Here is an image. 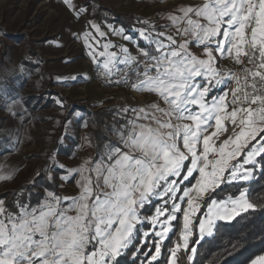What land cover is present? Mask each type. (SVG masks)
<instances>
[{
  "label": "snow or ice",
  "instance_id": "obj_1",
  "mask_svg": "<svg viewBox=\"0 0 264 264\" xmlns=\"http://www.w3.org/2000/svg\"><path fill=\"white\" fill-rule=\"evenodd\" d=\"M65 3L75 7L71 0ZM177 11L167 15L165 27L191 39L178 42L144 20L147 27L135 30L145 43L138 56L124 46L111 51L110 42L104 51L90 53L106 83L158 99L121 108V114L133 116L119 128L113 125L118 141L104 143L97 159L67 169L55 162L66 171L62 180H75L76 195L45 190L43 200L31 204L21 199L22 189L12 202L15 211L0 199V264H119L130 246L143 256L141 264H153L177 231L179 238L166 248L167 264H178L182 251L192 264L201 241L214 237L217 221L231 222L256 209L247 188L219 201L211 193L231 182H250L257 167L264 170V0H203ZM90 27L106 35L99 24ZM113 31L136 39L123 28ZM84 37L86 43L95 40L91 33ZM193 42L203 48V57L190 50ZM225 59L240 67L218 66ZM214 89L221 94L209 100ZM225 122L232 133L220 141L228 131ZM12 178L0 174V181ZM155 198L161 202L154 204ZM148 205L154 213L143 216ZM146 222L150 230L142 232ZM250 264H264V254Z\"/></svg>",
  "mask_w": 264,
  "mask_h": 264
},
{
  "label": "rangeland",
  "instance_id": "obj_2",
  "mask_svg": "<svg viewBox=\"0 0 264 264\" xmlns=\"http://www.w3.org/2000/svg\"><path fill=\"white\" fill-rule=\"evenodd\" d=\"M202 3L203 1L199 2V5ZM80 4L81 9H87V11H84L81 14H86L88 19H92V16L97 12L104 18L109 19L106 20L109 21V24L106 23L105 25H102V23L98 21L96 22V24L100 25L101 30L106 33V35L103 37H101L99 33H95V37L101 40H99V43L101 44L102 48L105 43L110 42L113 48L117 47L119 50L120 46H124L127 47L132 54L135 53L138 50V44H144V42L139 39L138 34L135 31L136 29L147 27V25L144 24V26L143 23H141V21L144 20H148L151 24H154L156 31L166 32L168 35H173L177 41H179L180 37H182L176 34V29L174 27L165 26L170 24V21L167 19V15L169 13L179 15L180 13L177 10L186 6L183 3L178 4L172 2L171 0H80ZM116 15L121 17L118 18ZM81 18L83 17L81 16ZM67 19L68 16L66 20ZM120 19L122 20L120 21ZM116 21L120 22L116 24L114 23ZM110 25L112 27H109ZM160 25H164L163 30L158 27ZM18 26L19 24L17 23L11 28V31H17ZM119 26H121L125 31H129L130 36L136 38L132 41V44L128 40L118 44V38L120 35L115 34L113 28L118 29L117 27ZM75 27L76 26L74 25L73 28ZM64 40L67 42V45L64 48L67 53H74L77 48H79L78 43L73 41L72 37L65 36ZM9 42L11 46V53L10 57L5 61L8 66H2L3 68L0 67V146L6 148V150H0L7 151L6 153L0 154V174H11L13 178L11 180L0 181V199H3L5 203H9L10 198L8 195H6L8 192L13 193L14 195L15 193L20 192L22 189L24 190L28 186H32L33 183H36L37 185V187L34 188V191L41 192V196H38L37 199L31 204H36L40 200H43L45 190L55 191L57 194L64 196L76 195L79 192V188L77 187L75 180H62L61 177L66 175V171L56 166L55 162L65 165V168L67 169L78 167L86 158L91 157L93 160L97 159L98 152L103 150L104 141L99 143L97 138H95L96 125L93 118L94 111L97 110L103 114L107 113L109 109L113 108V106H120L119 108L111 110L112 119L110 122L111 127L108 132L109 141H106L117 142L118 137L113 131V125L119 128L126 122V119L132 118L133 116V113L131 112L121 114L120 109L125 105L136 107L135 103L137 101L135 100L136 98L140 99V96L134 95L133 93H120L114 90L109 91L102 89L93 78L96 90H98L100 94L102 93V98L108 100V103L111 105H109L110 107H106L107 105H105V107L99 108L96 107L97 104L92 105L87 103L82 105L85 106L83 109L80 104L85 102L81 101L84 100V98L80 100V104L73 105L70 103V99L72 101L79 100H73V97H70V99L65 98L63 92L68 95V92H66L68 89H63L62 92L60 91L62 90L61 87L51 86L54 77H48L47 83L42 80V82L38 81L39 83L37 82L36 85L35 80H37L38 77H30L28 80L26 79V81L20 87L21 82L17 80L23 77V72L18 71L24 70L22 57L24 55L25 42H23L21 45H17L13 40H10ZM94 45H97L95 41ZM5 46H7L6 43ZM196 47V49L190 50L194 54L198 55V53L200 54L201 52L199 51L197 45ZM3 55V52L0 50V57ZM61 57L62 56L56 57L57 65H54L55 62H52L49 64V68L57 67L56 70H60L62 66H64L62 65ZM1 59H3V57ZM98 60H103V57ZM82 63L91 68L86 59H83ZM70 64L71 63L68 65ZM72 64V66H76L79 64V62L74 61ZM13 72H16V74L13 75ZM10 75L12 80L9 79ZM28 75L29 74L26 73V76ZM84 75L86 78H89L90 76L89 72L87 71ZM5 77L7 78V83H3V79ZM34 85L37 86L36 89ZM41 86L43 87L41 88ZM79 87L80 89L82 88V90L86 89V85ZM72 90H76V88ZM109 92H113V94ZM81 93L84 94V92ZM36 94H45L47 95L46 99H51L53 101L49 105H45L46 100L44 102L41 101V103H39L41 105L37 104L34 106V110H32L33 106L30 107L29 105H26L27 98H30ZM214 95H219V91L214 89L209 93L208 99L210 100ZM94 98L96 100H100V97L95 92V90ZM86 99H88V97H86L85 100ZM114 102H118V105H112ZM66 104L69 107H64ZM78 120H80L79 123ZM85 123H87V127H85ZM225 123L226 127H228V131L224 132L220 136V141L226 139L232 133V127L228 124V122ZM61 124H63V126H61ZM213 130L209 131L211 132ZM65 140H67L66 144L61 145L62 147H56V142L63 143ZM88 140L91 141L90 144L88 143ZM220 141H218V143ZM67 146L70 147L69 153L65 152ZM258 158L259 157H257V160ZM241 159H243V157H241ZM40 169L43 171L45 170L44 172H46V177H44L42 180H37L39 176H42L39 175ZM49 176H51V179H49ZM76 178L78 179L79 177L77 176ZM241 182L248 183L244 181H236L222 185L220 189H217L214 193H211L212 198L218 201L227 197L235 198L239 194L233 195L234 191L239 188L236 187L235 184ZM245 188L247 187L242 188V190ZM32 196L29 197V201H32ZM165 199L167 198L165 197ZM159 202H161L159 198L154 199V204ZM206 202H208L207 195L204 197L201 212L206 211V208L204 207V203ZM153 213V205H148L146 206L145 210H142L143 216H151ZM163 219L164 217H161V220ZM193 219V239L195 240L197 239L196 223L200 219V214L198 213ZM219 222L221 221H217L216 224ZM175 223L176 222H173L174 225ZM148 230H150V225L146 222L141 228V231L143 232ZM169 236L172 241H176L179 238V232L177 231L176 235L174 236L170 233ZM149 239L154 243V237H150ZM170 239H166L164 242L169 241ZM137 246L141 249L143 244H137ZM182 258H186V253L183 251L179 254L178 264H182Z\"/></svg>",
  "mask_w": 264,
  "mask_h": 264
},
{
  "label": "crops",
  "instance_id": "obj_3",
  "mask_svg": "<svg viewBox=\"0 0 264 264\" xmlns=\"http://www.w3.org/2000/svg\"><path fill=\"white\" fill-rule=\"evenodd\" d=\"M171 1L178 4L183 3L186 6L189 5L196 6L199 5V2L203 0H171ZM71 5H74L75 7H72L68 3H65V0H0V42H3L4 45L5 43L7 44V46L1 45L0 47V50L4 54L2 56L3 59H1L2 57H0L1 60L0 67L8 66L5 61L7 58L10 57V53H11V46L9 41L13 40L14 43H16L17 45H21L23 42H25L24 55L22 57L24 70L18 71V72H23L22 73L23 77L17 80L21 82L20 87L21 85H23L26 79L28 80V78L30 77L31 78L34 76L38 77L37 80H35V85L38 81L40 82L41 80L47 83L48 77H54L51 86L61 87L62 90L60 91L62 92L63 89L65 90L68 89L66 91L68 92V95H66L65 92H63L64 97L69 99L70 97H73V100H79V101H72L70 99V103H72L73 105L80 104L79 103L80 100L84 98V100L81 101H85L86 103L82 102V104H80L81 107H85L82 105L87 103H90L92 105L97 104L96 107L99 108L105 107V105H107L106 107H109V105H111L108 103L109 101L102 98L101 96L102 93L100 94V92L96 90L93 81L92 68L82 63L83 59H89L94 64L97 65V63L92 60L90 53L92 51H95L97 53H99L100 51H104V48L101 47L100 43H97L96 46L94 45V41L96 43V41H99L100 39L99 38L97 39L95 37L96 32L94 29L90 27V24L96 23L98 21L102 23V25H105L106 23L109 24V22H107L106 20L99 21L96 18L88 19L86 14L80 13L78 15L77 12L81 9L80 0H71ZM67 16L68 19L66 20ZM81 16L83 18H81ZM17 23L19 24L17 31L12 32L11 28L14 27ZM74 25L76 26L75 28H73ZM158 27L161 30L164 29V25H160ZM117 28H122V27L119 26ZM86 32L91 33V35L95 37V40L90 39L88 43H86L84 37V33ZM124 35H130L129 31H125ZM65 36L72 37V40L78 43L79 48H77V50L74 53H67V51L64 50L65 46L67 45V42L64 40ZM181 39H191V37H180L179 41ZM125 40L126 39H124L123 36L120 35L118 38L119 41L118 44H121ZM130 42L131 44L133 43L132 41ZM89 43L93 45L92 48H89L88 46ZM143 47H145V43L138 44V50L135 53H133V55L138 56L139 48H143ZM189 48L196 49L197 47L195 42L191 43L189 45ZM198 49L201 53L200 54L198 53L197 56L203 57V48L198 47ZM110 50L119 52L117 47L116 48L111 47ZM59 56H62L61 62L62 65L64 66H62L60 70H56L57 67L49 68V64H51L52 62H55L54 65H57L56 57ZM101 58L102 57L97 56V59H101ZM74 61L79 62V64L76 66H72L73 65L72 62ZM220 62L221 61H218V66H220ZM69 63L71 64L68 65ZM86 71L89 72L90 74L89 78H86L84 75ZM56 72H60V73H56ZM26 73L29 75L26 76ZM15 74L16 72H13V75ZM11 75L9 79L12 80ZM6 80L7 78L5 77L3 79V83H7ZM83 85L84 86L86 85L85 90H82V88L80 89L79 87ZM42 87L43 86H41V88ZM36 88L37 86H35V89ZM74 88H76V90H72ZM94 90L99 95L100 100H96L94 98ZM216 91L219 90L216 89ZM81 92H84V94ZM132 93L134 95L140 96V99L136 98L135 100L137 101L135 103L136 106H145L153 102H156L158 99L156 96L150 95L148 93L136 92L135 90H133ZM219 94H221L220 91ZM86 97H88V99L85 100ZM43 100L42 102H44ZM113 104L118 105V102H114L112 103V105ZM161 106H163L162 102H161Z\"/></svg>",
  "mask_w": 264,
  "mask_h": 264
},
{
  "label": "trees",
  "instance_id": "obj_4",
  "mask_svg": "<svg viewBox=\"0 0 264 264\" xmlns=\"http://www.w3.org/2000/svg\"><path fill=\"white\" fill-rule=\"evenodd\" d=\"M118 16L119 15H116V17ZM92 17L98 19L99 21L109 20L98 14V12ZM121 20L122 19H120V21ZM120 21H116L114 23L117 24ZM1 45L5 46L3 42H0V47ZM46 96L47 95L45 94H39L31 96L30 98L28 97L26 105H29L30 107L33 106L32 110H34V106L41 103L43 99V101L46 100L45 105H49L53 100L46 99ZM64 107L69 106L66 104ZM119 107L120 106H113L112 109H109L107 113L103 114L100 111H94L93 118L96 125L95 138H97V141L99 143L103 141L104 143H106V141H109L108 132L111 127V110ZM79 122L80 120H78V123ZM63 124H61V126H63ZM56 143L57 148L62 147L61 145L66 144L67 140H65L63 143ZM0 149L6 150V148L2 146H0ZM6 152L7 151L0 150V154ZM65 152H70L69 146H67ZM258 160H260V158H258ZM260 163L264 165V161H260ZM44 171L41 169L39 170V175L42 176H39L37 180H42L44 179V177H46V172ZM235 185L239 188L234 191L233 195H237L239 191L242 190V188L247 187L248 198L251 202L257 205L256 209H250L247 213H242L240 217H237L231 222L221 221L216 224L217 231L215 232L214 237H208L205 238L204 241H201V244L197 246V257L192 262V264H250L251 258H254L256 255L264 254V170H262L260 167H257L255 170L254 178L250 182H241L236 183ZM36 187V183H33L32 186H28L27 188H25L22 195L23 198L21 197V199L24 202L33 203L38 196H41V192H38L37 189V192L34 191V188ZM6 195H8L10 198V202H7L6 204L14 211L12 202L16 199L15 194L13 195V193L8 192V194ZM31 196L32 201H29L28 199ZM173 242L174 241H172L171 239L164 242V245L161 247V257L159 258L158 262H153V264H167L166 248L173 247ZM136 243L137 242L134 241V244ZM233 245H235V247H233ZM140 250L141 252H144L147 251V248H145L143 245ZM133 253H136V255H133ZM143 259V256L139 252H136V247L133 246H130L129 250L124 255L118 258L119 264H141V260ZM181 262L182 264H189L186 258H182Z\"/></svg>",
  "mask_w": 264,
  "mask_h": 264
},
{
  "label": "built area",
  "instance_id": "obj_5",
  "mask_svg": "<svg viewBox=\"0 0 264 264\" xmlns=\"http://www.w3.org/2000/svg\"><path fill=\"white\" fill-rule=\"evenodd\" d=\"M139 55V54H138ZM142 58V57H141ZM87 63L91 66L93 71V78L94 81L100 86L102 89H106L109 91H116V92H126V93H132L133 89L130 86H124V85H118V84H110L105 82V78L103 75L99 72L97 65L94 64L91 60L86 59ZM220 66H222L224 69H238L240 66L235 65L232 63L231 60L225 59L220 62ZM122 67V66H121ZM113 79H116V77H113ZM112 93L113 92H109ZM213 130V129H211Z\"/></svg>",
  "mask_w": 264,
  "mask_h": 264
}]
</instances>
